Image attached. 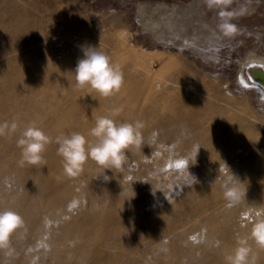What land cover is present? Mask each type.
<instances>
[{"label":"rangeland","instance_id":"obj_1","mask_svg":"<svg viewBox=\"0 0 264 264\" xmlns=\"http://www.w3.org/2000/svg\"><path fill=\"white\" fill-rule=\"evenodd\" d=\"M133 2L0 0V123L19 125L0 137V210L23 219L0 264H227L241 239L264 264L242 226L264 206V104L234 83L247 51L264 55V0H232L239 32L200 53L135 32ZM204 10L220 23L219 9ZM88 46L123 73L110 97L77 87ZM113 109L117 124L143 123L141 150H126L120 169L89 159L67 176L57 138L94 143L97 118ZM31 122L52 139L42 167L20 164ZM224 163L246 189L236 205L223 196Z\"/></svg>","mask_w":264,"mask_h":264},{"label":"clouds","instance_id":"obj_2","mask_svg":"<svg viewBox=\"0 0 264 264\" xmlns=\"http://www.w3.org/2000/svg\"><path fill=\"white\" fill-rule=\"evenodd\" d=\"M208 9H219V29L225 35H232L237 26L232 23L234 12L228 8L232 0H205ZM83 57L77 61L74 74L77 87L90 88L103 97H110L119 92L123 84V73L119 65H113L110 57L97 50V47L83 48ZM119 109H113L109 115L97 118L91 135L95 142H88L81 133H72L69 136L58 137L57 152L62 156L64 171L67 176L78 177L86 162L93 160L104 172L105 169H120L126 162V150L136 147L141 150L145 144L142 135L143 123L123 122L117 124L114 117ZM18 123H0V137L14 134ZM52 139L35 122H31L21 133L17 140V147L21 149L20 164L46 165L42 153ZM222 172L223 196L229 205H236L245 199L246 189L240 187V179L224 163ZM251 225L248 238L255 242L257 248L264 249V206L252 207L246 214L243 227ZM23 225L22 217L12 209L0 210V249L10 248V237ZM227 264H257L256 256L252 255V246L248 239H241L234 252L226 258Z\"/></svg>","mask_w":264,"mask_h":264},{"label":"water","instance_id":"obj_3","mask_svg":"<svg viewBox=\"0 0 264 264\" xmlns=\"http://www.w3.org/2000/svg\"><path fill=\"white\" fill-rule=\"evenodd\" d=\"M205 0H134L135 32L145 33L153 44L200 53L213 46H224L239 32L225 35L215 19L207 17ZM234 83L254 91L264 104V55L247 51L238 61Z\"/></svg>","mask_w":264,"mask_h":264},{"label":"bare ground","instance_id":"obj_4","mask_svg":"<svg viewBox=\"0 0 264 264\" xmlns=\"http://www.w3.org/2000/svg\"><path fill=\"white\" fill-rule=\"evenodd\" d=\"M175 67H177V70L179 72V69L178 68H180L181 66H179L178 64L175 63Z\"/></svg>","mask_w":264,"mask_h":264},{"label":"flooded vegetation","instance_id":"obj_5","mask_svg":"<svg viewBox=\"0 0 264 264\" xmlns=\"http://www.w3.org/2000/svg\"><path fill=\"white\" fill-rule=\"evenodd\" d=\"M183 1L188 2L189 0H183ZM169 47H172V46L169 45ZM173 48H174V47H173Z\"/></svg>","mask_w":264,"mask_h":264}]
</instances>
